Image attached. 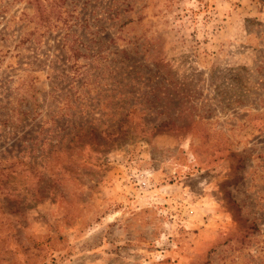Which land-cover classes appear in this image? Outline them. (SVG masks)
Masks as SVG:
<instances>
[{"label":"rangeland","instance_id":"obj_1","mask_svg":"<svg viewBox=\"0 0 264 264\" xmlns=\"http://www.w3.org/2000/svg\"><path fill=\"white\" fill-rule=\"evenodd\" d=\"M0 264H264V0H0Z\"/></svg>","mask_w":264,"mask_h":264}]
</instances>
